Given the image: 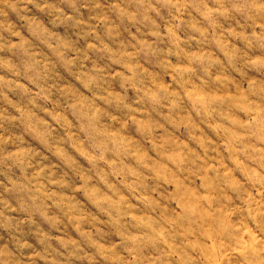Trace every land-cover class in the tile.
I'll list each match as a JSON object with an SVG mask.
<instances>
[{
    "label": "clouds",
    "instance_id": "clouds-1",
    "mask_svg": "<svg viewBox=\"0 0 264 264\" xmlns=\"http://www.w3.org/2000/svg\"><path fill=\"white\" fill-rule=\"evenodd\" d=\"M0 264H264V0H0Z\"/></svg>",
    "mask_w": 264,
    "mask_h": 264
},
{
    "label": "rangeland",
    "instance_id": "rangeland-1",
    "mask_svg": "<svg viewBox=\"0 0 264 264\" xmlns=\"http://www.w3.org/2000/svg\"><path fill=\"white\" fill-rule=\"evenodd\" d=\"M10 20H12L13 22H15L16 21V18H15V16L14 15H12V14H9V17H8ZM217 46L218 47H223L222 45H221V42L219 41V40H217ZM199 98V97H198ZM77 219H79V218H77Z\"/></svg>",
    "mask_w": 264,
    "mask_h": 264
}]
</instances>
